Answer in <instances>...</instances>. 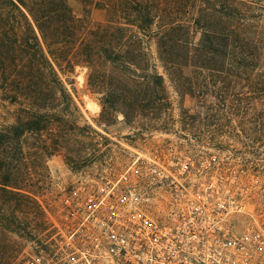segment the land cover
<instances>
[{"label": "trees", "instance_id": "16d2710c", "mask_svg": "<svg viewBox=\"0 0 264 264\" xmlns=\"http://www.w3.org/2000/svg\"><path fill=\"white\" fill-rule=\"evenodd\" d=\"M76 1L105 8L106 20L86 23L70 0H0V264L10 233H32L9 207L39 218L48 159L79 140L59 70L87 67L103 113L122 101L155 107L156 61L171 76L186 67V93L201 103L264 104V0Z\"/></svg>", "mask_w": 264, "mask_h": 264}, {"label": "rangeland", "instance_id": "374dc122", "mask_svg": "<svg viewBox=\"0 0 264 264\" xmlns=\"http://www.w3.org/2000/svg\"><path fill=\"white\" fill-rule=\"evenodd\" d=\"M70 4L88 24L107 18L103 7L84 6L76 0ZM151 47L155 51V45ZM156 65L163 74L164 89L152 94L160 101L155 107L137 108L122 101L105 113L103 94L87 82V67L59 70L78 107L66 115L80 125L79 140L48 159L39 218L29 207L15 212V202H10L8 218L16 216L32 233L23 237L10 233L14 247L7 264H57L59 230H71L67 202L83 200L99 181L116 177L138 158L147 164L158 159L176 163L186 155L191 179L194 173L202 175V181L221 185L229 202H241L238 229L251 224L264 230V104H239L231 97L224 105L212 94L201 103L186 93V67L183 74L171 76L161 62ZM149 194L153 202H165L163 196L155 197L151 190Z\"/></svg>", "mask_w": 264, "mask_h": 264}, {"label": "built area", "instance_id": "2783aa9c", "mask_svg": "<svg viewBox=\"0 0 264 264\" xmlns=\"http://www.w3.org/2000/svg\"><path fill=\"white\" fill-rule=\"evenodd\" d=\"M191 173L186 155L176 163L138 158L67 202L71 230H59L57 264H264V230L238 229L241 202Z\"/></svg>", "mask_w": 264, "mask_h": 264}, {"label": "bare ground", "instance_id": "6f19581e", "mask_svg": "<svg viewBox=\"0 0 264 264\" xmlns=\"http://www.w3.org/2000/svg\"><path fill=\"white\" fill-rule=\"evenodd\" d=\"M81 84V83H80Z\"/></svg>", "mask_w": 264, "mask_h": 264}]
</instances>
